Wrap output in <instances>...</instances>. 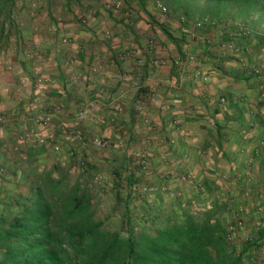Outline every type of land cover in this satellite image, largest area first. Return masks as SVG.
<instances>
[{"label":"crops","instance_id":"0c3cea01","mask_svg":"<svg viewBox=\"0 0 264 264\" xmlns=\"http://www.w3.org/2000/svg\"><path fill=\"white\" fill-rule=\"evenodd\" d=\"M161 1L166 16L156 11V0H13L3 15L14 25L6 22L9 35L0 40V166L23 164L30 146L44 148L38 154L41 168L57 166L72 180L94 172L101 203L118 182L116 171H139L135 191L182 176L191 170L189 161L196 162L193 172L210 171L212 160L222 158L215 137L222 115L213 110L233 112L224 110L228 102L218 107L217 97L240 90L231 78L210 72L204 51L193 62L177 55L159 28L180 38L184 26L178 18L179 35L174 33L176 15ZM184 34L185 53L194 41ZM84 109L89 116L77 119ZM186 112H194L196 121L184 132L182 124L191 121ZM76 131L86 139L101 137L106 147L82 143ZM211 132L212 138L206 136ZM222 143L234 151L238 141L229 134ZM251 148L239 150L238 157L244 169L258 171L264 149L259 146L260 155L251 159Z\"/></svg>","mask_w":264,"mask_h":264},{"label":"trees","instance_id":"16d2710c","mask_svg":"<svg viewBox=\"0 0 264 264\" xmlns=\"http://www.w3.org/2000/svg\"><path fill=\"white\" fill-rule=\"evenodd\" d=\"M12 4L13 0H0V40L9 35L4 33L6 22L14 25L3 15ZM169 5L180 9L183 26L201 23L195 32L202 38L194 42L211 64L210 72L231 78L242 90L240 95L239 91L217 97L218 107L228 102L224 110H233L226 112L228 116L213 110L222 115L215 128L222 158L212 160L209 176L191 171L190 180L173 175L162 179V187H151L152 199L133 189L139 171H116L118 182L111 192L123 208L116 231L108 226V216L99 215L101 189L92 182L94 172L83 171L72 180L57 166L41 168L38 154L45 149L30 146L23 164L14 160L9 168L0 166V264H264V228L253 239L243 240H229L227 230L238 209L234 193H241L239 186H230V174L245 171L239 150L251 146L249 155L255 159L259 146L264 149V103H252L264 95V79L253 68L255 54L264 53V0H170ZM159 29L185 58L180 43L186 35L177 38L162 25ZM229 43L232 50L226 48ZM237 52L241 58L233 57ZM186 114L190 120L195 115ZM253 128L261 139L252 135ZM212 133L206 136L212 138ZM229 134L238 141L234 151L222 149ZM234 154L237 159L231 158ZM220 166L229 168L224 185L216 179ZM253 248L257 254L263 248L262 258L253 255Z\"/></svg>","mask_w":264,"mask_h":264},{"label":"rangeland","instance_id":"374dc122","mask_svg":"<svg viewBox=\"0 0 264 264\" xmlns=\"http://www.w3.org/2000/svg\"><path fill=\"white\" fill-rule=\"evenodd\" d=\"M169 1L170 0H167V2H169ZM170 11L174 12V13L170 12L171 15H173V16L176 15L175 22H177L178 18H182V13H181L180 9L171 7ZM183 22L184 21H182V23ZM179 23H180V21L177 22V24H178L177 31L174 32L176 35H179V33H178ZM188 25H189V23H188ZM190 26H187V27H190ZM238 28H239V26H238ZM193 34L195 35V37L197 35H199L202 38V34L196 35V32H194ZM190 36H191V38H188V40L190 42L192 40L194 41L195 37L192 35H190ZM185 49H186V50H184V51H186L185 57L186 58H192V60H191L192 62L195 61V58H197V56L202 52L201 47L197 46V44H195V42L189 43V45H187ZM209 51L211 53H214V55H215V51H216L215 48L210 47ZM260 52H263V51H260ZM260 52H257V54H255L256 62L254 63L253 68L255 71L260 72V74L262 75V77L264 79V55H263L264 53H260ZM223 53H225V52H223ZM226 53L229 54L230 52H226ZM220 54H222V52L219 54H216V55H220ZM232 55H234L233 57L238 58L240 54L237 52V53H232ZM221 56L223 58L225 57L223 55H221ZM255 56H254V58H255ZM241 57L242 56L240 55V58ZM194 82H197V81L195 80ZM198 83H200V82L198 81ZM194 84L197 85V83H194ZM262 93L264 94V86L262 89ZM252 103L254 105L257 103H264V95L260 100L255 101V103L253 101ZM260 110H261L262 120L264 123V107H261ZM186 119H189V118H186ZM195 121H196V119L193 121L188 120L189 124L187 123L186 126H184L185 128L183 127V124H182L183 131L184 132L189 131V128H192V127L195 128V124L193 123ZM186 129H188V130H186ZM190 131L195 132V129H190ZM257 131H258L257 128H253L252 129V135H255L258 137V139H261V138H259L260 135L257 133ZM242 133L243 132H240V135H242ZM255 158H257V157H255ZM189 162H190L191 170L188 171L187 173H183L182 176H178L180 181H182L183 178H185L187 175H189L191 177L190 172L193 171V169L195 168L194 166L196 165V162L195 163H192V161H189ZM256 162H258L257 165L259 163H261L263 165L262 168H260V167L257 168L258 171H251V168H250L251 166H249L247 169L245 168V171H239V172L238 171H232L234 174L231 175V177H230L232 180L230 182L231 183L230 186L232 187V189H235L236 186H239V189L241 191V193H234V200H233V203L236 204L237 207L241 209V213H240L241 226L236 229V233L234 235L236 238L241 239V240L246 239L247 237H252V239H253L256 236V233L260 229L264 228V156H261V160L258 157V161H256ZM204 172L206 173L205 175H207V176H209L211 174V172H209V171H204ZM222 172L223 171H221V172L219 171V175H216V179H219L220 185H224L226 179L228 178L227 171H224V173H222ZM212 178L214 179L215 177H212ZM188 180H190V178ZM137 189H139V188L136 187V191H137ZM137 192L146 195L148 197L147 199H150V198L152 199L154 197L153 192H143L141 190L137 191ZM103 196L105 197V199L102 200V203H101L102 205L101 204L99 205V215L101 217H106V216L109 217L107 224L112 230H116V231L120 230V221H121V215H120L121 213L120 212L123 209L122 203H119V201L116 200V198L114 197V193L110 192V190H108L107 192H104ZM149 201H151V203H152V200H149ZM228 222H230V220ZM253 249H254L253 255H256V257H258V258H262L263 248L257 250L258 254L255 251V248H253ZM252 257H254V256H252Z\"/></svg>","mask_w":264,"mask_h":264},{"label":"built area","instance_id":"2783aa9c","mask_svg":"<svg viewBox=\"0 0 264 264\" xmlns=\"http://www.w3.org/2000/svg\"><path fill=\"white\" fill-rule=\"evenodd\" d=\"M155 9L158 12V14H160V16H166V15H168V9L166 8V6L162 5L159 2H155ZM182 21H183V18H181V22ZM198 28H201V23L200 22H197L195 24H192L191 27H187V26L182 27V32L183 33H186L188 35H192V36L195 37V35L193 33ZM62 42H66V39H62ZM226 48L228 50H232L233 49V45L231 43H229V44L226 45ZM187 60L189 62H191L192 58H187ZM209 76H210V74H209ZM197 77H198V75H197ZM88 116H89V109H84L81 112L77 113L76 118L79 119V120H84ZM1 130L2 129H0V131ZM74 136H75V138H78L79 140H82V143H84V144H90V145L94 146L95 148L102 149V148L106 147L105 141H103V139L101 137H99V136H94V137H92L90 139H86L84 136H82L81 131L74 132ZM19 139L20 140H23V137H20ZM173 142H174L173 140L170 141V143H173ZM40 143H42V141H40ZM53 149L58 152L59 151L58 145H55L53 147ZM189 178H190V176L187 175L185 178H183L182 181H186ZM97 180H99V179L97 178ZM140 190L143 191V192H152V188H150V187H148V188L147 187H143L141 189L139 188V191ZM240 213H241V209L238 208L237 211H236V213L233 215L235 217L234 220H233V224H230V223L228 224V229L227 230H228V232L230 234V237L228 238L229 240H232V238H234V235L236 233V229L241 226Z\"/></svg>","mask_w":264,"mask_h":264}]
</instances>
